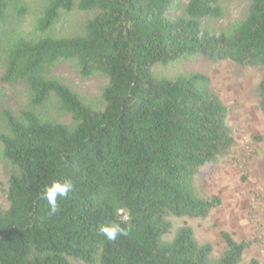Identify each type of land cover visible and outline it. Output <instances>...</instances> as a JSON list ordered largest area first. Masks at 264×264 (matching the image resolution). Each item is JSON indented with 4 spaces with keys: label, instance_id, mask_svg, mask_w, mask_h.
<instances>
[{
    "label": "trees",
    "instance_id": "16d2710c",
    "mask_svg": "<svg viewBox=\"0 0 264 264\" xmlns=\"http://www.w3.org/2000/svg\"><path fill=\"white\" fill-rule=\"evenodd\" d=\"M182 14L171 16L173 7ZM11 0H0V33ZM91 12L83 30L57 36L62 14ZM224 15L223 0H49L35 36L20 37L6 51L1 79L25 83L32 108L5 110L3 153L16 168L9 206H0V264H261L244 261L251 242L222 231L215 257L194 229L181 226L171 241L168 214L205 218L221 204L194 184L200 167L229 155L236 145L229 107L211 77L193 71L169 76L168 66L196 55L240 66L264 67V0H249L241 20L216 32L209 21ZM4 53L0 37V60ZM72 63L81 78L102 74L104 107L97 109L60 76ZM264 113V77L258 91ZM49 100L72 118L42 115ZM70 177L74 188L49 216L42 188ZM129 235L111 243L101 225L123 220Z\"/></svg>",
    "mask_w": 264,
    "mask_h": 264
},
{
    "label": "rangeland",
    "instance_id": "374dc122",
    "mask_svg": "<svg viewBox=\"0 0 264 264\" xmlns=\"http://www.w3.org/2000/svg\"><path fill=\"white\" fill-rule=\"evenodd\" d=\"M49 0H11L8 19L1 26V42L4 53L0 60V135L7 132L5 110L20 117L24 109L32 108L31 95L25 83H6L1 79L6 61V51L20 37L35 36L36 21ZM249 0H223L224 15L209 21V26L218 33L228 31L243 17ZM183 6L177 5L171 16L182 14ZM91 12L72 10L61 15L51 30L57 36L80 33ZM156 70L165 75L199 71L211 77L212 86L228 105L229 124L236 145L229 155L219 158L198 169L194 184L203 197L218 195L221 204L205 218L178 217L172 214L167 219L172 229L162 236L164 241L174 239L177 230L188 224L194 229L196 239L213 246L215 257L220 256L225 246L222 231L230 232L237 241L251 242L245 250L244 261L257 258L264 264V113L258 91L264 77V67L240 66L233 61L213 62L196 55L182 59ZM80 96L97 109L104 107L102 91L108 78L96 74L81 78L70 62L58 65L54 71ZM38 112L67 124L72 123L69 114L61 111L56 102L49 100ZM16 168L3 153L0 139V206H9L7 192L10 176Z\"/></svg>",
    "mask_w": 264,
    "mask_h": 264
},
{
    "label": "clouds",
    "instance_id": "9594fccd",
    "mask_svg": "<svg viewBox=\"0 0 264 264\" xmlns=\"http://www.w3.org/2000/svg\"><path fill=\"white\" fill-rule=\"evenodd\" d=\"M74 188V182L70 177H64L61 180L54 179L51 183L46 184L39 193V199L45 200L48 206V215L54 216L60 210V201L65 199L70 191ZM123 211V210H121ZM125 215L121 221H112L103 224L99 228L100 234L108 242L115 243L124 236H128L131 230Z\"/></svg>",
    "mask_w": 264,
    "mask_h": 264
},
{
    "label": "built area",
    "instance_id": "2783aa9c",
    "mask_svg": "<svg viewBox=\"0 0 264 264\" xmlns=\"http://www.w3.org/2000/svg\"><path fill=\"white\" fill-rule=\"evenodd\" d=\"M121 210H123V209H120V210H119V214L122 215V218L124 219V216H125V215L127 216V218H129L128 213L125 212L124 210H123V211H121Z\"/></svg>",
    "mask_w": 264,
    "mask_h": 264
}]
</instances>
